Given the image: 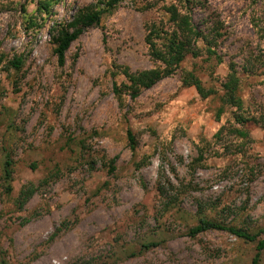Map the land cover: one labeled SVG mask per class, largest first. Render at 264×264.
Wrapping results in <instances>:
<instances>
[{
  "label": "rangeland",
  "instance_id": "obj_1",
  "mask_svg": "<svg viewBox=\"0 0 264 264\" xmlns=\"http://www.w3.org/2000/svg\"><path fill=\"white\" fill-rule=\"evenodd\" d=\"M41 1L0 0V264H253L264 233L250 243L188 231L199 217L250 234L264 229V0H122L70 44L62 65L56 31L100 3L64 0L47 15ZM169 5L189 9L214 54L199 40L197 58L130 99L119 68L158 67L144 25L167 21ZM231 66L249 119L243 127L233 107L217 118ZM188 72L215 94L202 99L182 86Z\"/></svg>",
  "mask_w": 264,
  "mask_h": 264
},
{
  "label": "trees",
  "instance_id": "obj_2",
  "mask_svg": "<svg viewBox=\"0 0 264 264\" xmlns=\"http://www.w3.org/2000/svg\"><path fill=\"white\" fill-rule=\"evenodd\" d=\"M100 4H94L81 8L75 14H73L72 21L66 26L56 31L55 38L53 37V43L55 45L54 52L57 56L59 65L63 64L65 52L69 48L70 44L74 42L84 32L86 28L93 25H97L100 22L101 17L104 14L112 12L122 0H97ZM194 2V0H192ZM64 0H43L39 3V10L49 15L51 7L54 5L62 4ZM186 3H191L186 0ZM188 8L180 10L176 5H169L164 7V12L167 15V21L160 20L159 22L150 21L145 23V36L144 42L148 47L149 57L158 64L157 68L131 72L128 67L119 68L118 75L124 78L122 88L127 91V95L130 99H135L141 90L149 89L153 87L161 79L172 75L186 59L188 55L193 58H197L200 55L199 49L196 47V43L199 40L206 41L207 47L205 53L207 55H213L210 50V41L206 40V37L199 32L192 23V18ZM54 22L50 24L47 30V34L51 35L53 31ZM10 65L14 69H19L22 65L21 57H14L10 62ZM182 86L194 87L197 94L206 99L210 95L215 94L214 90H206L200 79L194 75L193 72H188L182 78ZM123 89L119 90L116 85L113 86V93L116 99L121 103ZM238 78L235 75L233 67H230V73L227 76V80L222 85V94L220 96L221 107L217 111V118L222 114L224 107H233L236 109L234 121L240 126H244L249 119L242 116L243 101L238 95ZM224 126L220 129L219 133L224 130ZM230 133L238 135L242 138L248 137V133L244 130L237 128H230ZM127 139L130 144V149L133 150L135 146L134 137L130 131H127ZM114 163V160L111 162ZM11 165L12 160L7 155L3 164L4 181L11 179ZM113 170V167L111 168ZM11 191L10 184L5 186V192L9 194ZM33 193V189L28 186L20 190L15 205L19 210L22 209L26 201ZM207 231H222L237 239L246 242H255L260 234L264 233V229L255 234H250L243 229L227 226L206 217H199L197 224L190 228L188 235L194 237L198 234ZM156 245V244H151ZM146 244L143 247L147 248ZM264 250V238L257 242L256 253L252 259L253 264H257L261 252Z\"/></svg>",
  "mask_w": 264,
  "mask_h": 264
}]
</instances>
